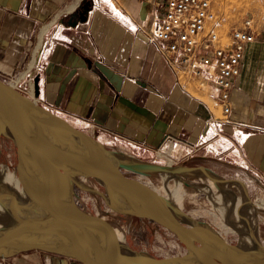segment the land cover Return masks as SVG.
Returning <instances> with one entry per match:
<instances>
[{
    "label": "crops",
    "instance_id": "0c3cea01",
    "mask_svg": "<svg viewBox=\"0 0 264 264\" xmlns=\"http://www.w3.org/2000/svg\"><path fill=\"white\" fill-rule=\"evenodd\" d=\"M81 3L0 0V78L10 79L36 54V102L128 158L165 165L156 150L168 152L177 172L165 179L173 184L180 210L184 197L185 216L196 224L200 218L212 226L219 223L238 236L236 229L247 227L252 235H260L264 33L246 47L229 94L230 113L227 120H219L214 89L182 90L155 49L126 28L124 11L142 21L156 7L122 0V11L109 0H92L87 20L71 26L69 15ZM184 226L203 237L210 235V228H196L188 221ZM246 236H239L236 243L251 234ZM0 264L81 263L30 250L0 257Z\"/></svg>",
    "mask_w": 264,
    "mask_h": 264
},
{
    "label": "water",
    "instance_id": "95a60500",
    "mask_svg": "<svg viewBox=\"0 0 264 264\" xmlns=\"http://www.w3.org/2000/svg\"><path fill=\"white\" fill-rule=\"evenodd\" d=\"M91 9L92 0H84L69 15L68 24L76 26L78 22H85ZM28 116L40 117L46 126L50 120L56 121L61 127L62 138L50 137L48 131L34 126ZM0 138L9 141L15 149V174L11 183L17 184L13 189L19 192L11 191V195H16L12 200L25 204L44 226L41 234L29 240H24L19 228L2 227L1 258L37 250L72 257L81 264H108L102 260V250L107 249L104 241L108 237L102 227L109 228L111 222L86 212L79 206L74 193L78 175L92 177L98 182L91 174L82 172L81 167L90 166L102 172L124 198L140 207L144 218L160 225L171 247L155 258L140 255L127 246L130 259L109 264H264V240L260 235H251L234 245L225 244L216 254L200 251L201 244L196 246L193 238L203 236L182 225L186 221L194 223L191 218L142 178L158 173L165 179L167 175L176 174L177 167L140 162L109 150L61 115L28 100L1 80ZM27 155L31 156L30 161ZM98 183L109 197L104 182ZM6 186L9 185L0 184L3 190ZM178 215L184 216V221Z\"/></svg>",
    "mask_w": 264,
    "mask_h": 264
},
{
    "label": "built area",
    "instance_id": "2783aa9c",
    "mask_svg": "<svg viewBox=\"0 0 264 264\" xmlns=\"http://www.w3.org/2000/svg\"><path fill=\"white\" fill-rule=\"evenodd\" d=\"M109 1L124 11L122 0ZM141 1L153 5L157 11L136 23L138 35L155 49L182 90L214 89L221 112L219 120H227L230 90L240 74L246 47L264 33V7L261 21L246 15L240 26L222 31L221 0ZM32 67V60L28 61L9 79L10 86L16 89ZM32 90L33 84L29 83L27 91ZM156 157L165 166L175 163L161 148L156 150Z\"/></svg>",
    "mask_w": 264,
    "mask_h": 264
},
{
    "label": "rangeland",
    "instance_id": "374dc122",
    "mask_svg": "<svg viewBox=\"0 0 264 264\" xmlns=\"http://www.w3.org/2000/svg\"><path fill=\"white\" fill-rule=\"evenodd\" d=\"M220 4L221 5L219 11L223 16L222 31L240 26L242 19L246 15L247 16L252 15L256 20L258 19L261 21L262 10L264 7V0H221ZM124 14L126 18V23H125L126 28L135 34H138V32L135 30V25L141 20H138L131 14H129L130 15L129 17L126 12ZM141 37L143 38L142 35ZM30 59H32V66H33L31 72L29 73V75L25 77V79H23V81H21V83L17 86L15 90L18 93H20L23 97L32 101V99L37 100L35 93L36 87L34 84V78L37 75L35 71L36 54L34 55L31 54L27 62L31 61ZM0 80L4 84L10 86L9 79L0 78ZM29 83L33 84L32 91H27ZM35 103L46 109H49L45 107L43 104H40L39 102L35 101ZM209 106L216 116H220L218 110H215L211 105ZM15 162H16V155H15L14 147L11 145L9 141L0 138V173L3 174V176L6 178L14 177ZM149 174L150 175L142 176V178L146 180L148 183H150V185L154 187L162 195H165L164 189L166 190L167 195H169L171 191H175L174 189L171 190L173 184L171 182H169L168 184V182H166L164 179H161L159 176L160 174L158 173H149ZM75 182H76V186L74 187V193L76 195V199L79 206L89 214H92L94 216H99L105 221L111 222L109 228L114 227V229H116L118 233L120 232L119 234H121V238L119 239H121V241L119 240L120 241L119 242L117 240L116 243L121 244V247H117L116 248L117 251H120V249L121 251H124L123 247L128 246L132 251L140 255L142 254L144 256L147 255L146 257L156 258L163 255L165 252H168L171 249V247L168 245L165 232L163 231L161 226L158 225L156 222L140 216H135V215L128 216L127 214H121L115 211L114 209H112L108 203L109 202L108 194L105 192L102 186L98 182H96L95 179L89 176L85 177L78 175L75 177ZM82 184L84 185V187L81 186ZM181 202L183 207L182 212L184 213V197L182 198ZM0 216L6 219V217H4L6 215L3 212L2 206H0ZM178 217L183 219L182 218L183 216L178 215ZM190 221L194 222L192 219ZM196 222H198L199 224H196L195 222L194 224L198 225L199 228L200 227H203L205 229L210 228L207 229L210 235L212 234V237L215 236L217 241L222 244L234 245L237 239L239 238V236L234 231H229L228 229L219 227L221 226L219 223L216 224L214 222V226H212L209 225L208 222H206V220L202 218L196 220ZM94 224L96 226L98 225L97 222H94ZM182 225L184 226V222L182 223ZM102 228L108 230V227H102ZM202 235L203 234H201V236ZM210 235L205 237L193 238L195 245L200 246L202 241L209 242L210 240H212L211 239L212 237ZM260 236L264 240V231L260 232Z\"/></svg>",
    "mask_w": 264,
    "mask_h": 264
},
{
    "label": "bare ground",
    "instance_id": "6f19581e",
    "mask_svg": "<svg viewBox=\"0 0 264 264\" xmlns=\"http://www.w3.org/2000/svg\"><path fill=\"white\" fill-rule=\"evenodd\" d=\"M10 89H14V88L11 86ZM4 91L11 93L9 89H4ZM28 120L30 122H32V124H34V126L41 128L43 131H45V132L48 131L50 137H52V138L60 139L63 136L61 127L58 125V123L56 121L50 120L48 123V126H46V124H44V122L42 121V119L40 117L28 116ZM42 127L46 128V129H43ZM27 159H28V161H30L31 156L27 155ZM81 168H82V172H84L85 174L86 173L91 174L92 176H94L98 180V182H100V183L104 182L107 190H109V200H108L109 202L107 201L109 203V206H111L117 212L119 211L120 213L127 212L130 214L138 215L140 217L144 216L143 215L144 212L142 211V209L140 207L136 206L133 202H130L129 200L124 198V196L108 182V179L105 177V175L102 172H100L99 170H97L93 167H90V166H88V167L84 166ZM173 178H174V176H173ZM11 180H12V178H6L3 176V174L0 173V184H8L9 185V186H6L7 189H5V190H3V188L2 189L0 188V203H1L0 206L3 207V212L6 215L4 217H11L12 218V219L6 218L7 221H4V219H2L3 217L0 216V229L2 227L8 228V230L19 228V234L23 236L24 240H29V239H32V238L36 237L37 235L41 234L43 232L44 226H43L42 222L37 220V217L34 215V213L29 208H27V206L25 204L14 203V201H13L14 199L12 198V196H16V195H11V191L16 192L18 190L13 189V188L17 187V184L11 183ZM164 180H166V179H164ZM218 181H219V179H218ZM83 184L81 185L82 187H84ZM167 196H168V198H170L172 200V202L176 206H178L177 195H176L175 191H171L169 195H167V194L165 195V197H167ZM224 202H225V200H224ZM183 218H184V216H183ZM1 219L3 221H1ZM191 225H192V223H191ZM197 226H196V228H197ZM103 229L104 228H102V230ZM245 229H243V230L237 229V231L239 233H241V235H239V236L244 237L245 235H247V236H249V234L252 235L253 231H249L248 227L246 230ZM108 230L104 229V231L108 232L107 233L108 237L104 241V243L107 245V249L102 250V260L108 264L113 263V262H123L126 260L128 261L130 259V252L126 246L123 247L124 251H121V249H120V251L116 250L117 247H121V244L116 243L117 240L121 241V239H119V238H121V234H119L120 232L118 233L116 231V229H114V227L108 228ZM211 239L212 240H210L209 242L202 241L201 246H200V251L202 253H204V254L210 253L209 255L216 254V253H218V251L225 248V244L218 242L217 239L215 238V236H213ZM242 239H244V238H242Z\"/></svg>",
    "mask_w": 264,
    "mask_h": 264
}]
</instances>
